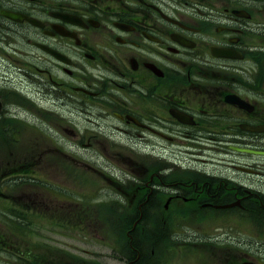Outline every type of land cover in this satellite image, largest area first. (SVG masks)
<instances>
[{
    "label": "flooded vegetation",
    "instance_id": "flooded-vegetation-1",
    "mask_svg": "<svg viewBox=\"0 0 264 264\" xmlns=\"http://www.w3.org/2000/svg\"><path fill=\"white\" fill-rule=\"evenodd\" d=\"M47 126L134 167L133 199H118L144 234L125 264H264V0H0L9 264H63L61 201L48 209L45 189L47 148L61 143H46ZM115 176L117 193L131 187Z\"/></svg>",
    "mask_w": 264,
    "mask_h": 264
},
{
    "label": "rangeland",
    "instance_id": "rangeland-1",
    "mask_svg": "<svg viewBox=\"0 0 264 264\" xmlns=\"http://www.w3.org/2000/svg\"><path fill=\"white\" fill-rule=\"evenodd\" d=\"M22 66V64L15 66L16 79L19 80L10 84L20 94L24 91ZM50 126H47L45 134L46 143L61 144L60 147L48 146L46 152V171H48L46 174L48 180H53V186L45 183L48 194L46 205L48 209H55L61 201L63 226L57 227V231L61 233L57 238L59 237L63 249V264L69 261H74L76 264H125L123 255L130 256L132 252L127 247L129 230L124 221L131 219L134 213L123 200L118 199V196L120 195L127 202L133 199L134 192H130L132 190L130 175L134 167L129 165L123 167L119 164V166H108L109 158L103 150L71 149L69 146L71 135L64 130L55 134L53 129H49ZM23 135L22 143L27 145L26 133H22L20 137L22 138ZM32 137L34 136L31 134L29 138ZM113 173L125 175L126 178L122 179L120 185L125 188L128 184V187H131L125 188L123 193L113 190L112 181L120 180ZM49 192L54 193L53 196L57 198ZM74 212H76V221H72L74 218L69 215ZM71 222L77 223L76 227L69 226L68 223ZM240 223L247 229L245 220H241ZM148 228L152 230L150 225ZM138 233L143 235L144 229H138ZM43 234L45 235V232ZM49 234L52 235L48 227L46 235L50 236ZM152 236V233L145 236L147 243L144 244L148 245L143 250V254L148 258L152 254L150 247ZM159 249L161 250L162 246H159ZM0 264H9V262L1 259Z\"/></svg>",
    "mask_w": 264,
    "mask_h": 264
},
{
    "label": "bare ground",
    "instance_id": "bare-ground-1",
    "mask_svg": "<svg viewBox=\"0 0 264 264\" xmlns=\"http://www.w3.org/2000/svg\"><path fill=\"white\" fill-rule=\"evenodd\" d=\"M6 65V64H5ZM8 69V68H7ZM10 72V71H9ZM20 75V74H19ZM28 80V79H27ZM12 83V82H11ZM134 217L135 216H133L131 219H129V220H126V221H124V223H125V225L128 227V230H129V236H128V238H129V246H131L132 248H133V246H134V242H132L131 243V240H134V239H136V238H140L141 237V235H139V233H138V229H139V227H137L136 228V224L133 226L132 225V227H130L131 226V224L133 223V219H134ZM149 233V232H148ZM147 233V234H148Z\"/></svg>",
    "mask_w": 264,
    "mask_h": 264
},
{
    "label": "trees",
    "instance_id": "trees-1",
    "mask_svg": "<svg viewBox=\"0 0 264 264\" xmlns=\"http://www.w3.org/2000/svg\"><path fill=\"white\" fill-rule=\"evenodd\" d=\"M148 232H149V231H148ZM148 232H147V233H148ZM149 233H152V232H149ZM146 235H147V234H146ZM152 235H153V236H152V240H153V239L155 238L156 235H154L153 233H152ZM143 237H145V236H143ZM145 239H146V238H145ZM150 242H152V241L150 240ZM146 243H147V240H146ZM148 243H149V242H148ZM135 245H137V247H138V244H137V243H135ZM147 245H148V244H145V245H144L143 250L146 248ZM134 251L136 252V250H134ZM145 264H151V263H150V262H149V263L146 262Z\"/></svg>",
    "mask_w": 264,
    "mask_h": 264
}]
</instances>
